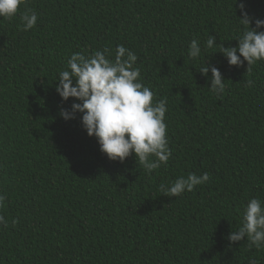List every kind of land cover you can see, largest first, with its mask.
Segmentation results:
<instances>
[{"label": "trees", "instance_id": "obj_1", "mask_svg": "<svg viewBox=\"0 0 264 264\" xmlns=\"http://www.w3.org/2000/svg\"><path fill=\"white\" fill-rule=\"evenodd\" d=\"M240 2L252 27L264 20V0H24L0 18V264H264V249L228 239L248 199L264 200V60L247 71L218 52L238 44ZM28 10L37 24L22 31ZM209 35L217 45L204 50ZM118 45L137 55L154 100H167L172 155L151 173L134 155L109 159L82 114L60 115L79 102L56 91L71 54L114 60ZM204 63L226 80L222 96ZM205 172L191 192L159 191Z\"/></svg>", "mask_w": 264, "mask_h": 264}, {"label": "clouds", "instance_id": "obj_2", "mask_svg": "<svg viewBox=\"0 0 264 264\" xmlns=\"http://www.w3.org/2000/svg\"><path fill=\"white\" fill-rule=\"evenodd\" d=\"M23 2L0 0V18L15 17ZM239 8L242 18L238 20L243 30L236 38L238 44L234 47L219 44L218 52L230 66H241L246 61L247 71H250L253 64L264 60V31L259 30L264 29V20L255 19V27H252L253 19L245 11L243 2L239 3ZM37 20V14L30 10L20 13L21 30L34 28ZM215 40L216 37L209 35L204 50L216 46ZM106 52L97 50L90 55L77 52L68 58L66 70L58 74L56 91L64 101L75 98L79 102H74L70 110L62 108L60 115L69 120L77 113L82 114V127L88 136L97 139L100 151L109 159L123 162L134 155L136 161L151 173L161 163L167 164L172 155L165 122L167 100H154L153 91L141 82L140 69L135 66L138 57L133 51L118 45L114 60L109 59ZM188 55L192 59L202 55L197 39L190 42ZM198 70L206 77L211 72L210 89L214 95L225 93L226 80L217 67L204 63ZM254 83L249 79L246 87H252ZM209 179L207 172L202 175L189 173L170 184H161L159 191L164 196L177 197L193 191ZM5 200L6 195L0 194V208L4 207ZM0 225L8 227L3 215H0ZM228 239L230 242L246 240L249 248L264 249V200L258 197L248 199L239 226L229 233Z\"/></svg>", "mask_w": 264, "mask_h": 264}]
</instances>
